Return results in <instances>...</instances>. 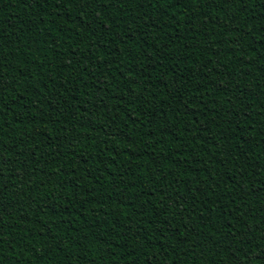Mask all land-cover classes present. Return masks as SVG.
<instances>
[{"label":"trees","instance_id":"trees-1","mask_svg":"<svg viewBox=\"0 0 264 264\" xmlns=\"http://www.w3.org/2000/svg\"><path fill=\"white\" fill-rule=\"evenodd\" d=\"M0 264H264V0H0Z\"/></svg>","mask_w":264,"mask_h":264}]
</instances>
